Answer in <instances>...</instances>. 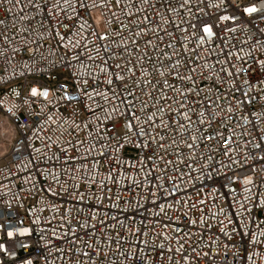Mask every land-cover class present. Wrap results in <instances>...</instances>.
<instances>
[{"label":"built area","instance_id":"obj_1","mask_svg":"<svg viewBox=\"0 0 264 264\" xmlns=\"http://www.w3.org/2000/svg\"><path fill=\"white\" fill-rule=\"evenodd\" d=\"M85 3L0 0V264H264V0Z\"/></svg>","mask_w":264,"mask_h":264},{"label":"snow or ice","instance_id":"obj_2","mask_svg":"<svg viewBox=\"0 0 264 264\" xmlns=\"http://www.w3.org/2000/svg\"><path fill=\"white\" fill-rule=\"evenodd\" d=\"M117 2L119 3V0H117ZM185 2H187V0H185ZM221 2H223V0H221ZM63 3L64 4H69L70 3V0H63ZM80 3H81V6L84 8L85 11H88L89 10V7H88L87 3H85V0H80ZM49 4H51V8L48 7ZM59 4H60V0H44V9L47 10V11H49V12L54 11L58 7ZM92 7H96V5L93 4ZM243 11L245 13H247L249 16H251L253 13L259 12L260 9H258L255 5H252L250 7L244 8ZM232 19H233V17H229V16H221L220 17V20L221 21H228V20H232ZM261 19H264V16H262ZM0 23H3V21H0ZM202 31L204 33H206L208 36L214 35V33L212 31V26L209 25V24H205L203 26ZM57 34H59V33H57ZM0 35H2V34H0ZM137 35H139V33H137ZM261 35H264V31H261ZM97 38L99 40H105V39H107V35L106 34L105 35H97ZM133 43H135V42H133ZM120 50L123 51L124 49L121 48ZM105 51H106V55H108V56H114V53H109V52H107V50H105ZM73 59H77L78 60V59H80V57H73ZM89 59L91 60L92 57H89ZM104 62L106 63L107 61H104ZM115 67L116 68H119L120 65L117 64V65H115ZM102 71H105L106 72L107 69H102ZM193 71H195V70H193ZM160 75L163 76L164 75V72H161ZM115 79L120 80V81H123L124 80V77H122V76H116ZM189 79H190V77H189ZM107 83L109 85H112L113 84V80H108ZM169 87H171V86L169 85ZM31 93H32L33 96H35L37 94H41V93H38V89L37 88H32L31 89ZM193 94H196V93H193ZM42 95H44L45 97H47L48 96V92L47 91H44L42 93ZM241 95L242 96H245V97L248 96V94L247 93H244V92H241ZM76 99H78V97H69V100L70 101L71 100H76ZM245 102L246 101H241L240 103H245ZM181 107H183V106H181ZM113 111H115V109H113ZM157 111H160V110L157 109ZM229 111H231V109H229ZM181 114L183 115V117H184L185 120H189L190 121V117L187 115V113H183L182 112ZM210 114L211 113L209 112V115ZM130 115L132 116L133 119L130 120L128 122V124H127V127H128V130L129 131H131L133 129V120H138L139 119L136 116L135 113H131ZM200 115H203V114H200ZM156 119H158V118L155 116V113H154L153 116H149L148 121H146V124L150 125V124L154 123ZM205 123H210V121L206 122V121H204L202 119L199 120V124L200 125H203ZM167 126L168 125H165V127H167ZM180 127H183V125H180ZM141 131L142 130L137 127V133L139 134ZM186 131H188V130L186 129ZM198 131H199V129H198ZM144 134L147 135L148 133H144ZM217 136H222V134L216 133L215 135H208L207 134V130H205V135L202 137V139L212 140V139H215ZM189 138H190L191 141H193V143L187 144V147L189 149H192L193 148V145H194V143L196 141V137L195 136H192L191 133L189 132ZM161 139H163V138H161ZM227 143H228V140H225V144H227ZM140 146L143 148V147H146L147 145H144L143 141L141 140L140 141ZM158 146L159 147H163V143L159 144ZM257 147H259V145H257ZM77 195L80 197L81 200H83V196L82 195H80L79 193H77ZM161 210H163V209H161ZM193 223H195V221H193ZM2 227H3V225H0V228H2ZM28 231H29L28 229H23L20 234L21 235H25V234L28 233ZM7 235L9 237H12L14 235V233L12 231H8L7 232ZM0 249H4V246L3 245H0ZM139 251L140 250L137 249V252H136V257L137 258H138V255H139ZM125 258L127 259V256H125ZM28 264H32V262L31 261H28Z\"/></svg>","mask_w":264,"mask_h":264}]
</instances>
